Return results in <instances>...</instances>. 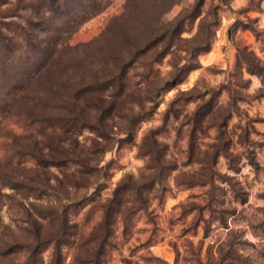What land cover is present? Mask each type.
<instances>
[{"label":"rangeland","instance_id":"1","mask_svg":"<svg viewBox=\"0 0 264 264\" xmlns=\"http://www.w3.org/2000/svg\"><path fill=\"white\" fill-rule=\"evenodd\" d=\"M0 38V264H264V0H0Z\"/></svg>","mask_w":264,"mask_h":264},{"label":"trees","instance_id":"2","mask_svg":"<svg viewBox=\"0 0 264 264\" xmlns=\"http://www.w3.org/2000/svg\"><path fill=\"white\" fill-rule=\"evenodd\" d=\"M2 38V37H1ZM0 38V39H1ZM3 41H6L5 40V37L2 39ZM153 43L151 42L150 44H147L146 45V47L143 49V50H137L136 51V53L134 54V56L133 57H135V58H137L139 55H141V54H143V53H146V52H149L150 50H151V48L153 47ZM6 46V47H5ZM5 48H9L8 47V44H5ZM19 50V49H18ZM138 52V53H137ZM29 54V53H28ZM25 55H27V54H25ZM38 55H39V53H37V54H34V58H35V61H34V63H36V62H40V59H45L44 60V62L42 63V65H40V66H35V67H31L32 69L30 70L31 72L30 73H28L27 74V80L29 81V82H31V81H33V80H35L37 77H38V75H39V73L41 72V70H42V66H43V64H47L48 63V61H49V57H48V55H46V54H42V55H39V56H41V58H39L38 57ZM135 62V60L133 61V62H126V63H124V65L122 66V68H121V70H124L123 71V74H122V77L125 75V74H127V71H128V69H130L131 67H132V65H133V63ZM147 66H149V74H147V77L148 76H150V73L152 72V63H147ZM33 70V71H32ZM170 83V82H169ZM173 83V85H176V84H178L179 83V79L178 78H174V81L172 82ZM107 84V83H106ZM95 85L96 86H98V87H103L104 86V83H101V82H97V83H95ZM167 85H169V84H167ZM27 86H26V84L24 83V84H22L21 83V80H18V83L16 82V83H14L13 85H11V87L9 88V94H8V96H11V98L12 97H15V96H17V95H19V94H22L23 93V91H24V89L26 88ZM89 89H93L92 87H90L89 85L88 86H86L85 88H84V90H89ZM94 89H96V88H94ZM10 98V99H11ZM9 106L8 105V103H6L5 105H4V107H1V105H0V108H6L7 106ZM136 117L137 116H132V117H130V119H129V124L131 125L132 123H133V121H135V119H136ZM33 123H36V124H38V123H41V125L43 124V123H47L46 122V120H44L43 118H38V119H35V120H31ZM31 122V123H32ZM48 127H50V126H48ZM128 129H130V127H128ZM247 155V157H248V159L253 163V156H252V154L251 153H247L246 154Z\"/></svg>","mask_w":264,"mask_h":264}]
</instances>
